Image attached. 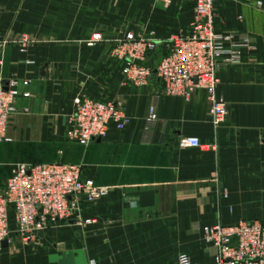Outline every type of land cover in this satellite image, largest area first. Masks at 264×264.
<instances>
[{
    "label": "crops",
    "instance_id": "crops-1",
    "mask_svg": "<svg viewBox=\"0 0 264 264\" xmlns=\"http://www.w3.org/2000/svg\"><path fill=\"white\" fill-rule=\"evenodd\" d=\"M258 1L264 3L216 1L219 43L239 56L217 69L215 98L227 116L214 127L205 92L188 101L169 97L155 74L135 87L122 74L118 52L128 33L153 40L158 50L143 64L155 70L169 42L188 33L193 3L0 0V79L30 81L19 89L30 96L16 102L5 133L10 141L0 143V186L17 164L57 163L80 165L87 183L109 190L93 202L82 198L77 221L37 234L34 243L57 240L60 250L33 252L15 239L0 251V264H176L182 253L192 264H215L216 250L202 239L206 227L264 226V10ZM94 35L102 41L93 42ZM82 95L123 108L126 128L87 147L69 142L68 118ZM150 110L157 120L147 127ZM182 137L197 138L201 147L180 149ZM71 232L80 248L64 253Z\"/></svg>",
    "mask_w": 264,
    "mask_h": 264
},
{
    "label": "built area",
    "instance_id": "built-area-1",
    "mask_svg": "<svg viewBox=\"0 0 264 264\" xmlns=\"http://www.w3.org/2000/svg\"><path fill=\"white\" fill-rule=\"evenodd\" d=\"M169 5L172 0H157ZM194 4L195 16L186 35L172 39L167 53L160 59L155 70L143 64L152 53L157 52L158 43L137 39L128 33L118 50L123 61L122 74L135 87L145 86L152 75L163 86L165 95L180 97L188 101L197 91L206 93L210 102L212 123L217 127L227 116L226 105L215 98L219 83L217 69L238 58L237 50H225L219 43L214 28V9L217 0H182ZM256 7L264 10V3ZM100 42V35L92 37ZM25 37L21 44H27ZM247 43V40L244 41ZM0 60V65H1ZM29 80L16 77L0 79V143L9 142L5 135L9 119L16 112L19 98H28ZM157 120L154 110L146 118L147 127ZM125 111L111 101L77 96L73 100V113L69 116L66 139L87 147L95 140H105L112 130L122 132L127 124ZM180 149H199L201 144L195 137H182ZM107 188L95 187L82 176L80 165L62 164H17L12 175L0 186V251L2 243L11 245L20 239L29 245L37 234L62 223L78 220L82 197L85 201L106 197ZM203 243L216 250L215 264H264V226L259 222H239L235 225L221 224L203 230ZM177 264H192L187 255L177 257Z\"/></svg>",
    "mask_w": 264,
    "mask_h": 264
},
{
    "label": "rangeland",
    "instance_id": "rangeland-1",
    "mask_svg": "<svg viewBox=\"0 0 264 264\" xmlns=\"http://www.w3.org/2000/svg\"><path fill=\"white\" fill-rule=\"evenodd\" d=\"M157 1V0H156ZM158 2V1H157ZM23 38H25V37H22L21 39H23ZM156 53V52H155ZM152 54H154V53H152ZM152 54H150V55H152ZM73 143V142H72ZM39 240V239H38ZM37 240V242L36 243H31V245H30V248L29 247H27L26 248V250H31V251H33V252H35V251H37V252H45V251H48V252H51L52 250H60L61 249V247H60V242L59 241H57V240H52L51 242L49 241V242H47V244H44L45 242L44 241H42V240H39L38 241ZM86 244V247H87V243H85ZM89 244H91L92 245V243H89ZM77 248H80V247H77V240H76V236H75V232H71V233H69V234H66V235H64V253L67 251V250H69V251H77ZM91 249V248H90ZM68 253V252H67ZM180 255H187V254H180ZM179 255V256H180ZM188 256V255H187ZM189 257V256H188ZM190 258V257H189ZM37 260H39V259H37ZM168 259H166V261H167ZM190 260H191V258H190ZM191 262H192V260H191ZM88 264H94V262H93V260L92 259H90L89 261H88ZM177 264V263H176Z\"/></svg>",
    "mask_w": 264,
    "mask_h": 264
},
{
    "label": "water",
    "instance_id": "water-1",
    "mask_svg": "<svg viewBox=\"0 0 264 264\" xmlns=\"http://www.w3.org/2000/svg\"><path fill=\"white\" fill-rule=\"evenodd\" d=\"M82 198H83V199H86L85 196H83ZM7 247H8V243H7L6 241H4V242L2 243V248H7Z\"/></svg>",
    "mask_w": 264,
    "mask_h": 264
}]
</instances>
